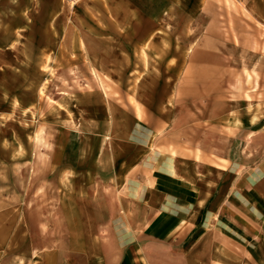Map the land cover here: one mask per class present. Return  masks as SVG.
I'll use <instances>...</instances> for the list:
<instances>
[{"label": "crops", "instance_id": "obj_1", "mask_svg": "<svg viewBox=\"0 0 264 264\" xmlns=\"http://www.w3.org/2000/svg\"><path fill=\"white\" fill-rule=\"evenodd\" d=\"M168 1L144 10L114 0L103 11L113 22L98 16L120 32L123 14L131 15L132 29L144 15L145 29L162 34L146 72L136 64L142 42L129 54V69L118 67L127 62L122 53L102 50L98 71L113 85L104 81L99 91L101 120L71 108L81 143L72 146L67 118L49 137L60 146L45 161L33 156L51 162L35 169L29 194L26 174L25 198L0 201V264H264V115L251 123L242 114L239 125L226 115L245 110L247 92L253 104L264 103V0ZM152 12L164 17L152 21ZM191 14V23L180 21ZM175 29L185 33L175 36ZM257 60L253 92L243 62L252 70ZM166 91L171 104L162 100ZM89 223L99 242L90 234L85 255ZM80 255L87 260L77 262Z\"/></svg>", "mask_w": 264, "mask_h": 264}, {"label": "rangeland", "instance_id": "obj_2", "mask_svg": "<svg viewBox=\"0 0 264 264\" xmlns=\"http://www.w3.org/2000/svg\"><path fill=\"white\" fill-rule=\"evenodd\" d=\"M119 1L144 10L151 6L172 5L168 0ZM223 1L219 0L217 4H225ZM113 4L114 0H4V2L0 0V201L10 200L18 204L19 200L26 196L23 188L26 184L29 186L26 188L29 194L34 185L35 169L40 165L48 168L51 161L40 163L45 161L47 152L60 146L52 143L49 137L61 129L60 125H64L67 118L74 132L73 139H70L72 146L81 143L78 124L75 121L76 115L71 108L85 111L87 114L81 115L94 121L99 118L101 120L99 91L104 81L113 85L112 81L104 79L98 71L101 70L103 49H105L103 54L110 52L112 55L113 51L122 53L127 62L122 64L118 62V67L129 69V54L135 53L138 40L142 42V47L139 49V61L136 64L142 65L145 72L148 69L151 53L155 50L153 43L160 38L162 30L152 31L148 29L150 26L145 29L146 23L149 22L144 15H141L142 19L137 16L135 19L141 24L140 29H132L129 24L131 19L129 13L118 19L123 22V31L114 32L104 23L100 25L98 16L101 17V22L103 20L113 22L110 18L111 13L108 15L103 13L104 10L111 11ZM117 5L119 9L125 7L123 3ZM148 16L155 22L161 20L160 16L164 17L155 12ZM170 16H176L175 21L178 20V15ZM195 16L185 15V19L180 17V21L189 24ZM218 17L219 27L225 31L226 14L221 13ZM2 18H5V29H2ZM174 32L175 36L178 34L182 36L185 33L181 29H175ZM186 32L191 37L199 33L193 30ZM102 38L106 39L107 44L104 46H101ZM114 39L118 41L115 43ZM164 44L167 45V41H164ZM109 59L115 60L113 57L107 60ZM258 64L257 60L252 70H248L246 63L243 62L245 82L252 86L253 92L258 87ZM106 65L114 68L115 63L110 61ZM141 76L136 78L137 83L140 82ZM123 80L126 81L128 78L125 77ZM88 90L94 93L84 94ZM41 91L44 93L42 98L39 96ZM138 91L139 88L136 87L135 95ZM119 98L124 102L123 95L119 94ZM163 98L167 99L169 104L173 102V94H168L167 91L162 94V100ZM245 99L247 105L244 111L236 109L227 111L230 123L241 124L242 114L246 115L251 123L264 115V103L253 104L250 92L245 94ZM164 105L162 108L166 109ZM37 135L40 139H37ZM110 137L107 135L104 138L105 142L109 141ZM80 145L79 151L84 155L88 144L83 141ZM33 156L41 162H36ZM22 158L27 159L21 162L23 165H16V162L11 160ZM18 168L21 170L23 168L24 172L18 171ZM26 174L31 180L25 184ZM2 210L0 208V211ZM91 226L90 223L86 224L88 231L82 242V252L85 255L90 251L88 237L90 234L93 235ZM4 232L0 226V235ZM93 236L94 244L98 243V236L95 234ZM85 260L87 257L82 258L80 255L77 262Z\"/></svg>", "mask_w": 264, "mask_h": 264}, {"label": "bare ground", "instance_id": "obj_3", "mask_svg": "<svg viewBox=\"0 0 264 264\" xmlns=\"http://www.w3.org/2000/svg\"><path fill=\"white\" fill-rule=\"evenodd\" d=\"M78 1V0H77ZM75 3V2H74ZM39 96H40V98H42L43 96H44V93H43V91H41L40 93H39ZM39 134V133H38ZM37 139H40V137L38 138V135H37Z\"/></svg>", "mask_w": 264, "mask_h": 264}]
</instances>
